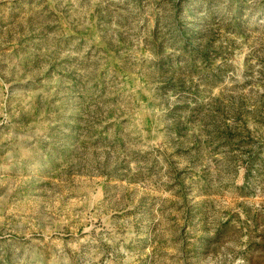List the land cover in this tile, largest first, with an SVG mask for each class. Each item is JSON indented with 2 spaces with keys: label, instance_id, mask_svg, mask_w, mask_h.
<instances>
[{
  "label": "rangeland",
  "instance_id": "rangeland-1",
  "mask_svg": "<svg viewBox=\"0 0 264 264\" xmlns=\"http://www.w3.org/2000/svg\"><path fill=\"white\" fill-rule=\"evenodd\" d=\"M0 264H264V0H0Z\"/></svg>",
  "mask_w": 264,
  "mask_h": 264
}]
</instances>
